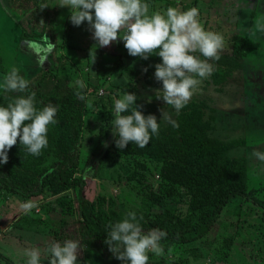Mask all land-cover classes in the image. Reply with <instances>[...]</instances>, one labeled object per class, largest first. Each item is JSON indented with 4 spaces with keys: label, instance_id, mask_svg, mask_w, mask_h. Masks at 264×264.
<instances>
[{
    "label": "rangeland",
    "instance_id": "374dc122",
    "mask_svg": "<svg viewBox=\"0 0 264 264\" xmlns=\"http://www.w3.org/2000/svg\"><path fill=\"white\" fill-rule=\"evenodd\" d=\"M252 1L217 0V3L212 4L213 1L210 0H143L149 5V15L157 11L163 13L171 5L181 11L197 8L198 19L203 28L224 37L225 48L220 59L231 55L232 35L239 33L248 37L247 52L236 60L237 68L231 77L218 86L211 84L209 78L203 80L198 93L193 95L191 100L199 102L205 110L207 134L223 141H233L234 146L228 151L229 155L245 156L247 187L253 191L255 197L264 201V163L255 158L250 159L253 150L264 151V35L258 33L259 39L249 40L245 30L253 27L258 20L264 19V0H254V11L249 15L247 6ZM60 2L61 0L43 2L48 15L52 16L53 10L56 12L52 31L54 41L58 45L54 46L74 62L77 81L88 87L77 163V174L84 180L81 193L88 199H92L97 193L102 194L113 199L116 207L124 212H134L142 207L141 199L145 195L150 191H157L164 195L163 204L176 212L185 213L187 195L184 190L175 186L174 193L166 195L165 189L169 188V185L160 180L153 162L143 160L146 168L140 169L132 158L117 155L109 150L115 116L111 121H107V111L100 109L103 105L114 106L115 100L124 94L120 91L125 80L121 71L128 58L123 55L127 53L123 40L118 38L110 46L98 47L100 52L96 53L95 61L91 58L90 63H87L84 58L86 47L95 46L96 42L92 39L87 22L78 27L73 26L69 19L71 10L58 6ZM15 3L13 0H0V63L4 69L13 66L21 69L24 77L28 78L42 67L52 65L57 53L52 43L49 50V42L45 41L43 36L41 41L31 37L20 38L22 21L14 15L12 7H17L24 15L28 4L19 3L20 6H16ZM41 19H36L35 25L39 26ZM65 22L68 23L66 33L63 26ZM32 43L40 45L44 51L37 52L31 47ZM40 57L46 59L41 63ZM200 58L203 59L202 56ZM220 59L212 61L215 67L220 63ZM115 60L122 62L116 70L113 69ZM3 78L0 71V85ZM160 88L162 84L150 88L138 86L136 90L127 92L137 96L136 102L137 105H142L141 111L154 102L156 108L152 115L162 124L172 126L176 111L163 100L153 97L154 90ZM161 109L168 110L169 121L161 120ZM101 127L106 131V139L93 153L94 147L100 141ZM101 157L103 160L99 162ZM76 192L77 189H71L66 191L65 196L74 201ZM54 197L45 193L43 196L24 199L0 188V264H9L3 257L10 259L14 264H25L26 258L22 252L30 247H39L42 251L41 264H48L44 249L51 241L49 233L42 227L41 230L38 228L32 231L17 229L11 224L24 215L19 209V204L25 201L31 200L37 205L28 213L32 216H43L53 206L58 210V205L54 203L46 207L47 201ZM53 212L48 214L50 220L57 216ZM69 229L73 231L72 227ZM161 244L164 254L156 256L150 252L149 259L166 258L185 264H264V210L251 201L245 203L238 215L232 207H225L216 223L199 240L185 244Z\"/></svg>",
    "mask_w": 264,
    "mask_h": 264
},
{
    "label": "trees",
    "instance_id": "16d2710c",
    "mask_svg": "<svg viewBox=\"0 0 264 264\" xmlns=\"http://www.w3.org/2000/svg\"><path fill=\"white\" fill-rule=\"evenodd\" d=\"M14 5L28 4L24 15L17 7H12L14 15L22 21L20 38H34L54 45L53 24L56 12L47 13L44 0H13ZM43 1V2H42ZM173 6V5H171ZM21 8V7H20ZM41 19L40 25L35 20ZM25 23V24H24ZM51 26V28H50ZM64 33L68 29L65 22ZM49 27V28H48ZM49 29V30H48ZM232 50L228 58H221L209 77L210 83L218 86L226 82L236 70V60L247 52V38L241 34L231 36ZM58 43L56 44V46ZM87 63L98 47H86ZM53 64L42 67L33 76L25 78L20 69V75L29 81L28 93L35 92V106L42 109L49 103L57 106L54 125H49L47 132L48 146L42 149L39 156L27 152L19 143L8 151V162L0 165V188L21 198L29 199L49 193L55 196L47 201L46 207L52 203L45 215H21L11 226L17 229L36 231L41 227L49 233L51 241L63 244L65 240L78 241L82 250L77 264H122L109 252L105 240L111 231L110 225L122 221L128 212L115 205L109 197L97 193L92 199L83 196L81 189L83 177L77 174V163L82 139L84 113L87 105L88 87H83L74 75L75 67L66 54L58 51ZM128 62L123 65L121 73L125 76L120 91L136 90L138 86L150 88L161 84L154 78V65L161 62L159 56L153 54L147 60L124 53ZM121 54L119 53V58ZM1 62V60H0ZM122 62L115 60L113 69H118ZM147 68V72L142 69ZM10 69L2 68L5 76ZM84 96L80 99L77 93ZM136 92V91H135ZM17 95L25 93L4 92L0 87V106H7ZM155 97V95H153ZM137 104V102H134ZM156 108L154 102L149 103L142 112L145 116L152 114ZM107 111V121L115 116L114 106H101ZM130 112L122 113V115ZM174 124L166 126L160 121L159 134L153 135L144 148L135 143H129L124 149L115 146L112 137L109 150L117 155L132 158L140 169H145L143 160L147 159L157 167L158 177L169 185L166 195L174 193V187H180L187 195V211L176 212L163 204V194L150 191L142 200V207L136 211V216L145 232L159 229L166 233L161 243L185 244L202 238L216 223L225 207H232L236 215L244 208L247 201L258 205L264 210V201L253 195L247 187V163L243 155H229L234 146L233 141H223L207 134L208 126L205 110L199 102L190 100L179 112L174 113ZM100 141L93 149L95 153L106 139V131L99 129ZM107 150L104 152L106 155ZM99 162L103 158L98 159ZM77 189L74 201L68 199L66 191ZM156 206V207H155ZM155 208V209H154ZM50 211L56 217H48ZM142 217V219H140ZM72 227L73 231L69 228ZM9 264L10 259L3 257ZM148 264H185L166 258L149 259Z\"/></svg>",
    "mask_w": 264,
    "mask_h": 264
},
{
    "label": "clouds",
    "instance_id": "9594fccd",
    "mask_svg": "<svg viewBox=\"0 0 264 264\" xmlns=\"http://www.w3.org/2000/svg\"><path fill=\"white\" fill-rule=\"evenodd\" d=\"M58 6L71 10L69 19L73 26L87 22L96 47L110 46L119 38L130 56L144 60L153 54L159 56L161 62L154 65V78L162 88L154 90L155 97L177 112L198 93L203 80L211 76L215 68L212 61H218L225 48L221 34L203 28L195 7L181 11L170 6L163 13L157 11L149 15V5L143 0H61ZM245 30L249 40L259 39L258 33L264 35V19ZM31 47L37 52L44 51L36 43ZM45 59L40 57L41 63ZM142 70L147 72V68ZM19 73L20 69L13 66L0 85L6 93L26 94L17 95L6 107L0 106V165L8 162V151L18 139L28 153L39 156L48 146L49 125L58 122L55 119L57 106L49 103L37 109L36 93H28L29 81ZM79 83L83 87V82ZM77 96L84 99L79 92ZM136 100L137 96L129 92L115 100L112 134L118 149H124L129 143L144 148L153 135L159 134L156 116H145L140 110L142 105L134 103ZM126 112L130 114L122 115ZM161 116V120L170 119L168 110L161 109ZM251 158L264 163V151L253 150ZM36 207L31 200L19 204L24 214ZM110 228L104 242L122 264H148L150 252L156 256L164 254L161 240L166 233L155 228L145 232L135 212H128L126 218ZM81 250L78 241L69 239L63 244L48 242L44 253L48 256V264H77ZM22 255L26 258L25 264H41L39 247L25 248Z\"/></svg>",
    "mask_w": 264,
    "mask_h": 264
},
{
    "label": "crops",
    "instance_id": "0c3cea01",
    "mask_svg": "<svg viewBox=\"0 0 264 264\" xmlns=\"http://www.w3.org/2000/svg\"><path fill=\"white\" fill-rule=\"evenodd\" d=\"M210 1H213L212 4L217 3V0H210ZM223 1H224V0H223ZM228 1H229V0H228ZM253 2H254V0L250 3L249 6H247V8H248V10H249V15H252V13H253V11H254V6L252 5ZM175 3H177V2H175ZM237 34H239V33H237ZM242 35L245 36L246 38H248L246 35H244V34H242Z\"/></svg>",
    "mask_w": 264,
    "mask_h": 264
}]
</instances>
